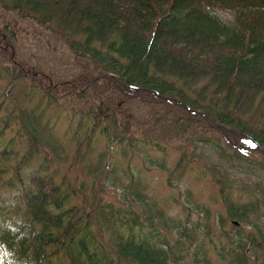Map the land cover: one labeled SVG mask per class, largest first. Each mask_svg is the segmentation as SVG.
Wrapping results in <instances>:
<instances>
[{"label":"trees","instance_id":"1","mask_svg":"<svg viewBox=\"0 0 264 264\" xmlns=\"http://www.w3.org/2000/svg\"><path fill=\"white\" fill-rule=\"evenodd\" d=\"M0 8L14 16L0 19L2 264H264V152L254 149L264 148V0H0ZM20 20L66 45L79 73L31 68L15 49ZM138 94L201 112L187 115L195 132L242 160H193L195 134L173 165L152 156L189 127L175 116L156 118L171 122L164 132L137 121L128 102ZM156 105L150 116L166 109ZM226 162L245 174H230ZM153 169L171 187L185 172L209 176L222 210L187 188L153 193L144 179Z\"/></svg>","mask_w":264,"mask_h":264},{"label":"rangeland","instance_id":"2","mask_svg":"<svg viewBox=\"0 0 264 264\" xmlns=\"http://www.w3.org/2000/svg\"><path fill=\"white\" fill-rule=\"evenodd\" d=\"M2 18H4L5 20H9V19L12 20L14 16L13 14L4 11L3 9L0 8V19ZM18 22L21 29L19 30L18 44L15 47L16 53L21 58L26 59L32 65L31 68H34L36 65L39 66L44 71H49V70L54 71L55 73L60 74L58 78L61 79L62 78L70 79L79 73V68L74 63L73 55L71 54V52L69 51L66 45L60 42L55 36H53L47 31H44L39 26L35 25L30 21L20 20ZM1 44H4L2 40H0V47H2ZM7 47H9V44L5 45V48ZM16 53H14V55H16ZM199 85H201V83ZM138 95H140L141 97L143 96V94L142 95L138 94ZM138 97L139 96L135 97L133 101L128 102L129 106L132 107V111H133L132 115L137 121L141 123H149L151 119L152 125H154V123L157 125V126L155 125L154 130L164 132L166 130L165 127L168 126V124H171V122H168V124L166 123L165 125H158L156 118L175 116L177 121L184 124V126L189 127V129H185L184 131H181L179 135H177L175 138H172L173 142H171V144L173 147H167L165 150H159L158 154H153L152 156L162 159L164 163H167L168 165H173V163L175 162L176 158H178L179 155L178 154L180 150L179 146L182 143L186 142L187 140L190 141L189 137L187 136L188 134L189 135L195 134L198 137H200V139H199V143H196L199 146V148H197L196 151L193 150L192 141H190L191 142L190 154L191 156H195L193 160L195 159L199 163L208 166V164H210V162L213 163V161L214 163L215 161L221 162V157L224 161L231 160L238 162V160L241 159L236 157L233 158L228 157L227 151L229 149L227 148L229 146L226 144L224 140H219V138L216 140H211V138L213 139L215 138L209 136L208 134H204L203 132L201 133L195 132L194 120L196 119H190L187 117V115L192 116V118L195 117L199 119L202 116L193 115V114H198V113L200 114L201 112L191 110L188 108V106L187 107L181 106V104H179L178 102L179 99L175 97H171L170 99L157 95H144V97L142 98H138ZM140 99L143 100L141 101ZM173 102L178 103V105H180L181 107L174 106L176 104ZM157 103L166 105V109L161 111L156 110L158 113H156L155 116H150L152 110L156 108H160V106L156 107ZM191 111L192 112L194 111L193 114L191 113ZM129 113L131 112L129 111ZM198 123L202 124V122L199 121ZM203 126L205 127V124ZM176 129L177 128H175L174 130ZM180 129L181 128H178L177 131H179ZM208 141L212 142L215 146H218L217 148H220L219 152L215 150L214 145L210 144ZM95 142L94 143L96 144V146H100L98 140H96ZM256 148L258 149V151L260 150L261 152H264V148L260 147L259 145L255 146L254 149ZM240 164L241 163H236V165H240ZM226 167L228 172H232L230 174L243 175L245 174L246 171L244 168H233L230 166V163L227 162H226ZM165 176H166V172L164 171L161 172L157 169H153L147 173V176H145L144 179L148 183H150L151 191L153 193H158V195L161 196H168V194L178 195L180 193L179 192L180 188H187L193 192L196 199H198L202 203L209 205L211 209H213L214 211L222 210V204L217 195V185L214 182V180H212V178H210L209 176H205L203 174H197L195 172L194 173L185 172L181 177H178V180L176 181L178 184L173 187L166 185ZM179 205L180 204L177 205L175 203H172L170 205L169 209L171 210L172 214L175 215L176 213L180 212Z\"/></svg>","mask_w":264,"mask_h":264},{"label":"clouds","instance_id":"3","mask_svg":"<svg viewBox=\"0 0 264 264\" xmlns=\"http://www.w3.org/2000/svg\"><path fill=\"white\" fill-rule=\"evenodd\" d=\"M8 256H10V255H8Z\"/></svg>","mask_w":264,"mask_h":264}]
</instances>
